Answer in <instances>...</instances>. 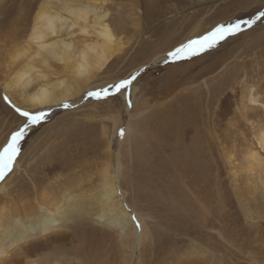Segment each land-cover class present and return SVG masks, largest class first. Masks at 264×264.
<instances>
[{"label":"rangeland","instance_id":"1","mask_svg":"<svg viewBox=\"0 0 264 264\" xmlns=\"http://www.w3.org/2000/svg\"><path fill=\"white\" fill-rule=\"evenodd\" d=\"M16 1L17 5L15 0H11L6 7H0L1 14L8 13L7 15L15 16V20H20L18 26L6 25L5 28H0V63L5 62L9 45L1 47V42L18 40L21 32L27 31L22 18L27 16L30 6H22L26 0ZM106 9L118 37L123 38L126 43L127 55L106 75L105 82L109 84L87 91L74 100V103H67L71 105L70 108L65 109L63 104L54 109L30 112L33 115H43L44 119L24 129L25 135L20 141L19 154L14 160L12 171L5 175L0 185L10 182L12 177L20 175L25 169L35 165L36 161L47 163L49 157L60 155L62 151L66 153L62 142L65 136H88L90 139L82 142L88 143L87 153L91 152L92 161H88L82 171L76 167V171H68L69 180L74 184L81 181L88 189L94 187L99 182L101 164L109 159L107 150L110 149V154L113 153L114 156L121 151L124 163H127L126 181L130 193L132 192L129 203L138 202L141 212H147L146 217L152 219L151 226L157 232V238L168 241L175 223V214L179 210L174 212L167 207L168 201L163 200L164 196H159L161 189L152 188V185H161L163 180L173 174L179 162L190 163L196 169L204 170L193 175H205L194 188L203 191L206 196L214 194V191L220 194L222 192L221 197L227 201L225 212L228 218L226 224L221 222L224 234L226 233L225 242L214 236L209 248L213 255H209L206 264H264V220L250 226L240 208L241 203L247 206L248 201L254 199L255 202L250 204L252 216L254 219L264 216V185L260 182L262 175L249 172L248 162L250 152L255 149L264 157V151L258 144V137L264 131V106L247 103L245 97L248 88L254 86L253 92H260V103H264V0H108ZM246 21L253 22L250 28L223 41L215 49L190 60L164 62L170 52L193 39L202 38L217 26L239 22L243 27ZM157 54L164 56L163 60L152 64V58ZM3 71L0 70V78H3ZM133 76L136 79L126 91L116 93L112 88ZM115 79L118 81L112 82ZM166 79L167 82L169 79H174V82L176 80L180 89L174 88L176 82L172 84L174 86H168ZM105 88L110 89L111 93L107 98H104L102 92ZM135 88L139 89L138 96L143 95L148 102L142 106V119L136 121L130 119ZM92 92H100L101 98L89 96ZM165 102L171 108L180 103V111L187 113L176 123V128L180 131V141L177 142L183 146L180 154L173 152L179 147L177 142L167 145L168 148L173 145V151H165L153 128L159 122V115L166 110L163 109ZM2 103L19 121L11 114L7 116L3 112L0 115V152L11 142L15 132L24 128L26 120L20 112L13 109L3 94L0 106ZM113 106L122 117L116 135H113L114 124L107 111ZM130 121L134 133L132 143L136 144L133 147L134 158L129 157L126 152L131 146L128 147L123 142ZM121 132L124 133L123 136ZM61 146L63 149L59 153L51 155ZM70 147L71 150L68 151L72 155L74 143ZM183 151L189 153L185 160H182ZM51 174L50 178L61 176L59 168L53 169ZM11 186L18 190L20 180L12 181ZM15 199L17 202L16 196ZM131 216V223L140 231L138 217L136 214ZM96 223L98 224L97 221H92L77 230L79 237L93 253L91 261H95L94 253H99V257L101 253H106L109 257L105 264H123L121 256L124 247H120L114 235L106 231L102 235L100 231L98 233L96 230H101V227ZM181 239L183 240L178 247L187 244V240L190 241L186 237ZM161 244L162 241L159 248L155 243L148 245L152 247V251L150 247L146 248L148 262L151 261L149 258H155L158 259L155 264H170L176 259L177 255H168L163 259ZM152 252L157 255L152 256ZM136 263L137 260L131 264Z\"/></svg>","mask_w":264,"mask_h":264},{"label":"bare ground","instance_id":"2","mask_svg":"<svg viewBox=\"0 0 264 264\" xmlns=\"http://www.w3.org/2000/svg\"><path fill=\"white\" fill-rule=\"evenodd\" d=\"M9 1L11 0H1L0 7H6ZM107 1L26 0L22 6L28 8L29 5L30 10L22 20L27 31H22L18 40L1 42V47L9 45L6 49L7 54L5 53V62L0 63V70H4L3 78H0V97L3 94L17 113L23 111L30 113L54 109L69 102L74 103V100L87 91L97 90L109 84L105 82L106 75L128 52L123 38L118 37L109 21ZM15 3L18 4L16 0ZM7 14L0 13V28L20 24V20L14 19L15 16ZM163 57L157 54L151 63L158 64ZM116 80L118 81L115 79L112 82L116 83ZM102 82L104 83L100 84ZM175 82L174 79H169L167 83L168 86H174L172 84ZM178 85L176 82L174 88L177 90L180 89ZM253 88L254 86H250L247 90L245 96L247 103L264 106V103H260V92L254 93ZM138 92L139 89L135 88L130 118L135 121L142 119V106L148 103L143 95L138 96ZM165 103L163 109L166 110L159 115L158 125L155 123L153 128L165 151H173V145L169 146L171 148L167 145L180 141L178 138L180 131L177 130L176 123L187 113L180 111V103L172 108L170 104ZM107 111L111 114L110 120L114 124L113 135H116L122 122L121 114L114 106ZM3 112L7 113L5 114L7 116L11 114L19 121V118L2 103L0 115ZM131 122L128 124L123 142L127 143L128 147L131 146L126 152L129 157L134 158L135 143H132L134 133ZM80 137L65 136L62 142L65 144L66 153L60 152L62 146L55 147L56 150L51 155L56 152H60V155L49 157L47 163L36 161V164L25 169L21 176L16 175L10 182L0 185V264H105L109 256L101 253L99 257V253H94V260L98 261L92 262L91 249L77 234L78 229L92 221H97L96 224L101 227V230L95 229L97 232L100 231L102 235L103 231H106L114 235L121 245L119 246L124 247L121 256L123 264H131L136 260V264H155L158 259L149 258L151 261H147L146 248L150 247L152 251V247L148 245L155 243L158 247L161 241L163 259L168 255H177L170 264H206L209 255H213L209 248L214 236L225 242L226 233L224 234L221 222L226 224L228 218L225 212L227 201L221 197V190L219 189L221 194L214 191L215 195L206 196L203 191L194 188L205 175L197 176L193 173L204 170L196 169L190 163L179 162L173 174L163 180L161 185H152V188L161 189L159 196H164L163 200L168 201L167 207L174 212L179 210L174 213L175 223L167 241L164 238H157V232L155 233L151 226L152 219L146 217L147 212H143L145 215L141 212L138 202L129 203L132 192L130 193L126 181L128 177L125 171L128 169L121 151L114 156L113 153L110 154V149L107 150L109 159L101 164L99 182L94 187L88 189L81 181L74 184L69 180L68 171L69 173L76 169L82 171L84 165L92 161L91 152L87 153L88 143L82 142L84 139L89 140L90 137L83 135ZM70 140L74 143L72 155L68 151L72 145ZM258 142L264 151V131L258 137ZM177 145L179 147L175 146L177 150L173 152L180 154L183 146L179 142ZM188 157L189 153L183 151L182 160ZM248 160L249 172L261 174L260 182L264 185V157L255 149L250 152ZM55 168H59L61 176L50 178ZM16 180H20L18 190L11 186L12 181ZM248 202L247 206H244L240 200L242 204L240 208L250 226H254L264 220V216L254 219L250 204L255 200L250 199ZM213 208L217 211H213ZM131 212L138 217L140 231L131 223ZM102 220L105 221L101 224ZM181 237L190 238V241L187 240V244L178 247L183 240ZM152 253L154 257L157 255L156 252Z\"/></svg>","mask_w":264,"mask_h":264},{"label":"snow or ice","instance_id":"3","mask_svg":"<svg viewBox=\"0 0 264 264\" xmlns=\"http://www.w3.org/2000/svg\"><path fill=\"white\" fill-rule=\"evenodd\" d=\"M252 24V21H246L243 27L239 22L219 25L210 33L205 34L202 38L193 39L170 52L164 62H181L202 55L207 51L215 49L217 46L221 45L223 41L238 36L245 28H250ZM135 79L136 77L133 76L131 79L113 85L112 88L116 93H121L126 91ZM102 92L104 93V98H107V96L111 94L108 88L103 89ZM88 95L96 99L101 98L100 92H92ZM63 107L68 109L71 105L64 104ZM20 115L26 118L24 128L17 130L11 137V142L0 152V181L3 180L6 174L12 171L14 160L19 154L20 141L25 135L24 129L44 119L43 115H33L28 112H20ZM123 134L124 133L121 132V136H123Z\"/></svg>","mask_w":264,"mask_h":264}]
</instances>
